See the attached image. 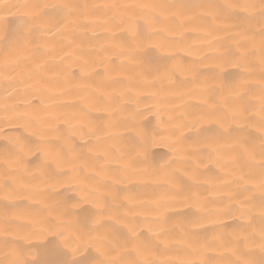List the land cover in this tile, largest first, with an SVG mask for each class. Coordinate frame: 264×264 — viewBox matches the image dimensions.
Masks as SVG:
<instances>
[{
    "label": "bare ground",
    "instance_id": "1",
    "mask_svg": "<svg viewBox=\"0 0 264 264\" xmlns=\"http://www.w3.org/2000/svg\"><path fill=\"white\" fill-rule=\"evenodd\" d=\"M72 2L89 7L42 51L17 49L15 78L0 77V262L58 264L50 228L91 221L99 202L115 228L139 214L148 259L261 264L259 189L245 190L247 162L230 145L259 150L264 20L218 17L227 0ZM225 99L250 111L215 137L218 159L202 133ZM177 150L188 157L174 164Z\"/></svg>",
    "mask_w": 264,
    "mask_h": 264
},
{
    "label": "snow or ice",
    "instance_id": "2",
    "mask_svg": "<svg viewBox=\"0 0 264 264\" xmlns=\"http://www.w3.org/2000/svg\"><path fill=\"white\" fill-rule=\"evenodd\" d=\"M87 7L89 6L73 3L72 0H64L57 4L44 3L42 0L32 3H10L8 0H0V45H3L4 52V58L0 61V77L15 78L9 70L12 73L16 72L19 57H14V52L17 49L24 46L33 52L42 51L46 47L44 41L49 32L53 29L60 31L68 25L75 24L76 18L82 16L83 10ZM137 7H147V5ZM212 7L217 9L218 17L225 14L239 15L243 12L251 15L258 14L260 19L264 20V0H246L242 3L227 0L223 4ZM21 9L27 11L21 12ZM13 16L16 17L15 21L10 19ZM261 36V63L264 64V29L261 30ZM232 95L241 97V93L236 88L232 90ZM248 111H250L248 108L234 107L227 102V99L222 104L214 105L209 109L205 119L217 125L215 130L206 129L202 133L204 146L209 156L221 158L220 148L213 147L217 143L215 137L223 136L225 125L229 121L236 120L237 117L244 116ZM259 118L261 131L259 150L238 142L230 145V148L237 153V158H243L247 162L248 171L239 178L245 185V190L254 193L256 188L259 189V235L260 247L264 252V100H262ZM187 157L188 154L177 150L173 163L184 161ZM172 198L175 199V196ZM96 203L98 207H101V211L91 221H82L79 225L64 223L50 228L52 239L48 240L47 244L63 257L58 264H162L161 261L148 259L145 256L146 253L151 252V242L142 238L137 227L131 222L139 215L138 213L133 214L131 220L124 223L123 228H115L104 222L105 219H112L110 209L99 202ZM3 225L0 231L8 233L7 217L4 218ZM4 243L7 245L11 241L5 240ZM86 250L94 253L90 259L83 258ZM10 264H33V261L17 259ZM35 264H43V262L37 261ZM163 264H171V262H163ZM180 264H190V262L182 261ZM230 264H251V262L233 260ZM261 264H264V260Z\"/></svg>",
    "mask_w": 264,
    "mask_h": 264
}]
</instances>
